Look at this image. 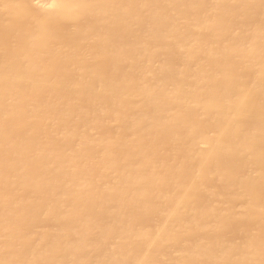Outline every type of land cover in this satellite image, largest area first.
Here are the masks:
<instances>
[{
  "label": "bare ground",
  "instance_id": "6f19581e",
  "mask_svg": "<svg viewBox=\"0 0 264 264\" xmlns=\"http://www.w3.org/2000/svg\"><path fill=\"white\" fill-rule=\"evenodd\" d=\"M0 264H264V0H0Z\"/></svg>",
  "mask_w": 264,
  "mask_h": 264
}]
</instances>
